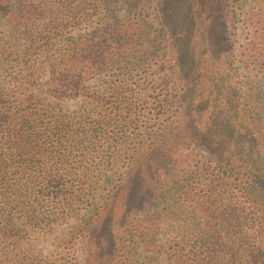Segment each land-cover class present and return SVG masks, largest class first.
<instances>
[{
  "label": "trees",
  "instance_id": "16d2710c",
  "mask_svg": "<svg viewBox=\"0 0 264 264\" xmlns=\"http://www.w3.org/2000/svg\"><path fill=\"white\" fill-rule=\"evenodd\" d=\"M111 1L0 0V264H82L77 247L97 255L95 230L113 197L100 191L124 185V177L154 155L173 162L183 150L182 138H156L154 131L140 136L141 114L162 111L154 104L164 82L149 76L101 81L118 60L130 71L147 50L146 42L136 44L132 24L112 28L102 17ZM118 1L128 12L138 6L137 0ZM94 19V33L66 38ZM255 40L247 51L262 59L264 34ZM95 79L100 84L89 90ZM235 132L224 128L230 138ZM194 197L197 203L180 212L184 224H170L174 236L164 248L170 264H264V229L243 231L246 221L233 205L217 201L212 211L208 199ZM257 204L254 211L263 203ZM194 213L200 222L194 223ZM55 229H62L54 242V250L64 252L59 259L35 244ZM141 229L137 243L146 239ZM148 238L154 247L156 235Z\"/></svg>",
  "mask_w": 264,
  "mask_h": 264
},
{
  "label": "rangeland",
  "instance_id": "374dc122",
  "mask_svg": "<svg viewBox=\"0 0 264 264\" xmlns=\"http://www.w3.org/2000/svg\"><path fill=\"white\" fill-rule=\"evenodd\" d=\"M137 2L128 12L129 6L113 0L102 17L112 28L132 24L136 44L146 42L147 50L130 71L118 60L115 70L101 81L107 85L117 79L134 82L149 76L164 82L163 95L154 104L162 111L141 114L140 136L154 131L156 138H182L183 150L173 162L170 157L152 156L148 166L124 177V185H105L102 196L111 191L113 197L95 230L99 252L91 256L94 251L77 247L82 264L87 260L88 264H170L164 249L174 236L170 224L186 221L180 212L197 203L195 194L208 199L206 207L212 211L217 201L233 205L246 221L243 231L264 229V56L250 58L247 51L255 37L264 34V24H258L264 0ZM98 22H80L66 38L92 34ZM6 37L12 45L16 43ZM24 49L20 48L21 53ZM99 84L92 80L88 88L94 90ZM228 125L236 129L234 138L224 133ZM235 141L240 144L234 146ZM242 143L245 149H240ZM253 203L263 204L254 211ZM191 217L198 223L202 216ZM139 225L146 241L137 243ZM61 234L62 229H55L35 244L45 255L63 258V251L54 250ZM152 234L156 235L154 247L148 245Z\"/></svg>",
  "mask_w": 264,
  "mask_h": 264
}]
</instances>
